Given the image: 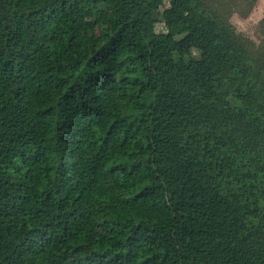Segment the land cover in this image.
Here are the masks:
<instances>
[{"label":"trees","instance_id":"obj_1","mask_svg":"<svg viewBox=\"0 0 264 264\" xmlns=\"http://www.w3.org/2000/svg\"><path fill=\"white\" fill-rule=\"evenodd\" d=\"M0 264H264V52L204 0H0Z\"/></svg>","mask_w":264,"mask_h":264},{"label":"rangeland","instance_id":"obj_2","mask_svg":"<svg viewBox=\"0 0 264 264\" xmlns=\"http://www.w3.org/2000/svg\"><path fill=\"white\" fill-rule=\"evenodd\" d=\"M167 6L166 2L163 4ZM204 7L212 12L220 21L230 24L235 33L249 42V47L264 52V0H204ZM154 32L164 34V26L158 22ZM176 36L175 40H180ZM182 49L193 59H198L199 53L189 44H182Z\"/></svg>","mask_w":264,"mask_h":264}]
</instances>
